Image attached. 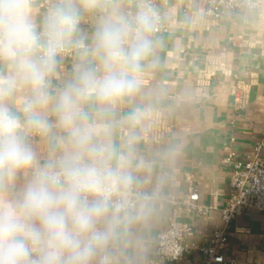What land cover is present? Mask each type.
I'll use <instances>...</instances> for the list:
<instances>
[{"label": "clouds", "instance_id": "obj_1", "mask_svg": "<svg viewBox=\"0 0 264 264\" xmlns=\"http://www.w3.org/2000/svg\"><path fill=\"white\" fill-rule=\"evenodd\" d=\"M156 0H0V264H148L182 143L159 136Z\"/></svg>", "mask_w": 264, "mask_h": 264}, {"label": "crops", "instance_id": "obj_2", "mask_svg": "<svg viewBox=\"0 0 264 264\" xmlns=\"http://www.w3.org/2000/svg\"><path fill=\"white\" fill-rule=\"evenodd\" d=\"M260 10L223 11L218 17L205 0H157L165 29L159 37V66L146 74L145 85L162 96L159 136L177 137L182 152L173 170L171 194L181 197L189 184L207 218L183 214L204 242L222 226L220 210L230 189L223 156L233 150L244 157L264 140V0ZM233 139L231 142L230 139ZM264 160V147L260 151ZM165 206L148 236V261L157 236L166 227ZM226 260L264 264V216L239 212L228 226ZM192 254L179 263L201 264Z\"/></svg>", "mask_w": 264, "mask_h": 264}, {"label": "built area", "instance_id": "obj_3", "mask_svg": "<svg viewBox=\"0 0 264 264\" xmlns=\"http://www.w3.org/2000/svg\"><path fill=\"white\" fill-rule=\"evenodd\" d=\"M205 3L215 17L223 11L262 9L261 0H205ZM165 27L162 18L158 34ZM263 147L264 140L244 157L237 156L233 150L223 156L222 165L229 171L230 193L220 210L222 226L212 230L204 242L195 240V228L187 222H180V219L183 214L192 212L206 219L211 208L198 204L199 196L192 184L187 186L181 197L170 194L166 204L170 209L167 224L157 236L155 255L148 264L179 263L192 254L202 258L201 264H235L234 260L224 257L228 245V226L239 212L260 213L264 216V160L260 156Z\"/></svg>", "mask_w": 264, "mask_h": 264}]
</instances>
